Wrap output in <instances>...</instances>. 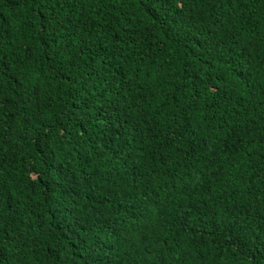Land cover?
<instances>
[{
    "label": "trees",
    "instance_id": "1",
    "mask_svg": "<svg viewBox=\"0 0 264 264\" xmlns=\"http://www.w3.org/2000/svg\"><path fill=\"white\" fill-rule=\"evenodd\" d=\"M0 264H264V0H0Z\"/></svg>",
    "mask_w": 264,
    "mask_h": 264
}]
</instances>
